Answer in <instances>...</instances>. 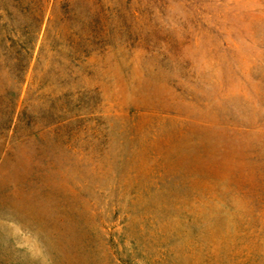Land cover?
Segmentation results:
<instances>
[{
    "label": "rangeland",
    "instance_id": "374dc122",
    "mask_svg": "<svg viewBox=\"0 0 264 264\" xmlns=\"http://www.w3.org/2000/svg\"><path fill=\"white\" fill-rule=\"evenodd\" d=\"M0 264H264V0H0Z\"/></svg>",
    "mask_w": 264,
    "mask_h": 264
}]
</instances>
